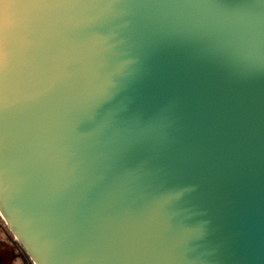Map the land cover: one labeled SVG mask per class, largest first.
<instances>
[{"label":"water","instance_id":"obj_1","mask_svg":"<svg viewBox=\"0 0 264 264\" xmlns=\"http://www.w3.org/2000/svg\"><path fill=\"white\" fill-rule=\"evenodd\" d=\"M0 216L32 264H264V0H0Z\"/></svg>","mask_w":264,"mask_h":264},{"label":"flooded vegetation","instance_id":"obj_2","mask_svg":"<svg viewBox=\"0 0 264 264\" xmlns=\"http://www.w3.org/2000/svg\"><path fill=\"white\" fill-rule=\"evenodd\" d=\"M0 264H32L0 216Z\"/></svg>","mask_w":264,"mask_h":264}]
</instances>
